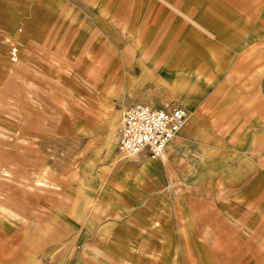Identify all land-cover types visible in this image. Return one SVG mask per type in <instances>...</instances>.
<instances>
[{"label": "rangeland", "instance_id": "rangeland-1", "mask_svg": "<svg viewBox=\"0 0 264 264\" xmlns=\"http://www.w3.org/2000/svg\"><path fill=\"white\" fill-rule=\"evenodd\" d=\"M134 30L192 31L201 61L173 69L190 41L178 36L165 39L169 61L151 62L163 39ZM135 101L182 103L184 125L214 112L222 146L237 150L214 160L201 117L158 196L116 148ZM0 164L11 170L0 200L30 220L25 230L0 219L9 264H264V0H0ZM37 175L46 183L28 193Z\"/></svg>", "mask_w": 264, "mask_h": 264}, {"label": "crops", "instance_id": "crops-1", "mask_svg": "<svg viewBox=\"0 0 264 264\" xmlns=\"http://www.w3.org/2000/svg\"><path fill=\"white\" fill-rule=\"evenodd\" d=\"M193 23L194 21L191 20ZM135 34L138 35V37H143V38H151V37H157L161 40L160 42L164 43V46H157L155 48H153L152 50H150V54H152V59L151 62H163L166 63L167 61H169V59H167L166 57H164L166 54V47H165V43L167 40H165L166 38L168 39H173L176 37H181L184 39H189L188 40H180L178 42V46H176L177 48L176 51H174V58H173V63L175 64L173 69H189V68H196L198 65L194 63H199L201 61L199 54V51H197L196 49H194L191 44V39L193 38L192 36V31H187L186 33H183V31H176V30H161V31H151V30H134L133 31ZM136 35V36H137ZM172 43V41H170ZM151 58V57H150ZM149 58V59H150ZM172 63V61H170ZM193 64V65H192ZM193 66V67H192ZM172 69V68H171ZM191 74V73H190ZM193 75V74H192ZM192 78V77H191ZM158 83V82H157ZM156 83V84H157ZM165 82L159 83V84H164ZM184 84H191L189 82L184 83ZM256 95H253V98ZM251 97V96H250ZM249 98V97H248ZM260 98V95H259ZM250 100V98H249ZM261 100H259L258 102L260 103ZM137 102V101H135ZM172 103V102H169ZM173 103H177V102H173ZM150 104V103H149ZM166 104V103H165ZM181 105H183L182 103H179ZM151 106H154L152 104H150ZM184 106V105H183ZM158 107V106H157ZM185 107V106H184ZM231 108H236L234 106H231ZM188 110V109H187ZM189 114H192L189 112ZM216 113H207V109L204 110H198L197 113H195L194 115H192L191 118H189V121L186 125H184L179 134L177 136H175L168 144H167V148H165V151H163V154L161 155L160 158H150L145 152H140L137 153L132 156L136 157L135 159L129 161V162H125L124 166L127 170H131L134 174H132V177H140V179L146 183V185L149 184V182H155L158 185V189L159 192H157L158 196H162L163 194H165V187H167V183L170 182V178L169 175L166 173L167 171H172L175 172V165H179L180 163V159L184 156H187V154H189L192 149H193V143L196 141V139L202 135V133L204 132V127L201 124V117H208L211 119L210 121V125L213 127V132H214V141L211 143V145H209V149L210 151L214 152V156L212 158H214V160H216V157L219 158L220 156V151L222 149H230V150H237V146H233L232 144L229 145V148L223 147L222 146V141H221V128H220V123L219 120L216 118ZM256 131L255 129L251 130L250 133L254 134ZM234 143V142H233ZM228 146V145H227ZM202 148V147H201ZM205 149V148H202ZM245 158L248 157L249 158V152L246 151L245 152ZM237 158V155L235 156V159ZM11 172V170L0 164V179L3 182L4 179L7 178L6 174H9ZM179 181H183L182 179ZM45 181L43 179V177L41 175H37V176H32L31 178V182L30 183H26L25 187L28 193H30V191L34 188H41V186L45 185ZM25 191V192H26ZM26 192V193H27ZM18 203L16 201V199L14 198H9V200L4 201V200H0V219L1 220H7V221H14L17 223H21L24 224L22 227L27 230L28 228H30L29 225V219L28 217H26L24 214H22L21 212L18 211V205L16 204ZM114 217H118L119 214H113ZM84 228V227H83ZM81 229V235L79 234V238L78 241L82 240L83 237V230L85 229ZM1 236V234H0ZM81 236V237H80ZM32 238L31 236L25 237L24 239V246L22 245L23 243L19 241L18 245L19 248L23 246V250H25V248H27V246H29L33 241H31ZM15 245L17 244V241H12ZM87 245H84V249H83V254L85 255V253L87 252L86 249ZM95 251V249H94ZM92 256H95L94 252L91 253ZM15 255V254H13ZM17 256H14L13 258H16ZM27 258L24 259H20L19 261H13L11 264H28V259ZM82 257L79 258V261L77 264H80L82 261ZM9 260L2 258V256H0V264H9Z\"/></svg>", "mask_w": 264, "mask_h": 264}, {"label": "built area", "instance_id": "built-area-1", "mask_svg": "<svg viewBox=\"0 0 264 264\" xmlns=\"http://www.w3.org/2000/svg\"><path fill=\"white\" fill-rule=\"evenodd\" d=\"M188 116L187 109L179 103L153 107L133 102L122 113L117 129V151L125 156L146 152L150 158H160Z\"/></svg>", "mask_w": 264, "mask_h": 264}, {"label": "bare ground", "instance_id": "bare-ground-1", "mask_svg": "<svg viewBox=\"0 0 264 264\" xmlns=\"http://www.w3.org/2000/svg\"><path fill=\"white\" fill-rule=\"evenodd\" d=\"M107 135H109V139H106V141H107V144H110L111 141H114V139H115V134L113 133L112 129H109ZM170 141H171V140H170ZM170 141H169V142H170ZM134 155H135V154H134Z\"/></svg>", "mask_w": 264, "mask_h": 264}]
</instances>
